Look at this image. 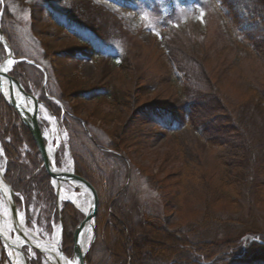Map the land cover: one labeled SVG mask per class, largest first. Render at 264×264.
Masks as SVG:
<instances>
[{"label":"trees","instance_id":"trees-1","mask_svg":"<svg viewBox=\"0 0 264 264\" xmlns=\"http://www.w3.org/2000/svg\"><path fill=\"white\" fill-rule=\"evenodd\" d=\"M15 1L24 4L26 0ZM117 1L126 5L128 3V0ZM218 2L231 20L230 38L235 40V44L238 43L236 49L233 48L235 44L226 39L221 40L215 47L202 45L201 53L197 54L196 38L191 41L186 36V26L180 24L172 27V30L182 37V46L177 55L169 49L164 38L161 39L164 49L168 51L174 63L178 65L184 58L198 69L205 86V98L212 108L210 116L200 113L196 106L184 107L180 99L165 104L159 102L137 107L143 96L159 90V84L167 83L166 79H169L170 75L159 71L156 75L152 73L158 77L151 80L145 76L147 73H141L139 67L136 68L133 57L141 43L131 36V44H128L121 54L110 55L103 52L105 48L110 47L111 42L127 37V33L119 31L116 24H110L111 13L106 8L92 4L91 0H41L32 12L31 29L34 36H48L52 33L51 36L54 37L53 34L60 35L66 31L82 37L79 48L67 47L60 50L52 45L48 38L41 46L45 59L57 58L54 75L61 82L60 100L63 107L52 103L48 99L50 92L45 94L42 86L39 99L56 117H63L62 126L70 133L72 139L75 138L74 128H70L72 122L84 134H92L91 129L95 124L80 120L76 113L84 109L87 103L96 102L95 110L88 112L94 123L110 125L121 121L123 123L125 120V125L121 123L120 128L115 126L112 134L106 132L111 141L107 146L99 147L105 164L108 160L113 161L114 165L124 170V177L128 176L129 162L131 163L130 160L127 161L128 149L144 151L169 136L175 141L179 159L177 165L172 166L173 170L167 168L169 174L167 173L165 181L147 176L149 184L161 195L165 213H176L183 192L178 184L186 179L193 186L190 193L197 195L195 200H200L203 195L204 198L209 197L212 202L218 203L230 192L239 197L244 189H255L257 197L264 193V66L255 65L252 75L241 69L235 71L242 61L241 58L249 59L258 55L264 60V26L260 27V31L257 25L255 31L254 26L245 27L242 11L235 0ZM251 5L254 22L258 25L264 24V0H253ZM1 7L2 4L0 9ZM3 15L2 29L9 40L5 23L10 14L6 8ZM49 20L57 25L58 32H47L41 28V23H47ZM78 32H82V36L78 35ZM239 46L242 49H239ZM0 55H5L1 43ZM15 55L20 58L16 52ZM96 58L102 63L96 84L88 89L82 87V91H76L73 86L78 84V81L73 74L77 72L79 63ZM27 67L35 69L33 65L21 62L14 66L11 75L32 94L29 85L31 79L27 72H22ZM186 82L180 87L183 95L187 93L184 92L188 84ZM167 84L171 86L170 81ZM187 96L188 94L185 97ZM70 100L74 102L69 105L67 102ZM257 119L260 121L257 122ZM0 139L8 160L5 178L16 196H21L27 201L34 197L39 200L38 195L35 196V190L38 191L39 187L47 189V197L55 201L54 189L45 168L42 167L30 132L4 100H1L0 106ZM198 142L203 143L208 148H205L207 151L215 152L222 168L219 167V176L210 172L206 176L202 172L203 163L195 147ZM70 148L76 161L75 173L90 181L99 194L97 232L101 238L110 233L114 235L115 241L112 243L110 255L117 263L229 264L231 261L251 263L255 260L264 263V243L254 242L243 248L240 240L242 238L239 237L223 242H193L183 232L167 231L159 217L144 215L141 220L134 221L132 215L121 212L116 200H105L106 194L112 191L110 177L106 176L105 171L98 167L97 169L104 171H101L103 174L98 170L93 173L88 164L77 159L74 148ZM23 156L31 162L28 166L21 163ZM169 157L170 155L167 160ZM117 162L122 165L118 166ZM214 165L217 166L216 163ZM216 168L218 167L214 166V172ZM18 196L15 200L20 208L23 202ZM41 200H44V197ZM51 205L48 206L52 217L58 222L59 213L56 207ZM204 208L208 209V206ZM67 214L71 216L73 225H78L81 213L70 204L63 203L61 215L64 221ZM202 217L207 219L208 216L204 214ZM46 229L52 230L50 224L47 223ZM72 247V238H64L63 251L69 257H72ZM37 255V260L30 264H42L40 255Z\"/></svg>","mask_w":264,"mask_h":264},{"label":"rangeland","instance_id":"rangeland-1","mask_svg":"<svg viewBox=\"0 0 264 264\" xmlns=\"http://www.w3.org/2000/svg\"><path fill=\"white\" fill-rule=\"evenodd\" d=\"M40 1L41 0H26L25 3L22 4L15 0H0V4H2L0 9V24L2 28V19L4 16V9L6 8L10 14V18L5 23L10 42L8 39L7 40L13 49L14 56L19 60L14 63V66L24 62L22 60L25 59L27 62L25 61L24 63L35 67V69L27 67L22 70V72H27V75L31 79L29 82L30 88L33 91L31 95L39 99L40 91H42L40 88L42 86L45 94H47L48 91L51 94V96H48V99L56 104V106L62 108L63 104L60 100L62 86L59 79L57 80L54 75L56 69L55 60H57V58H44V52L41 47L42 42L48 38L52 45L63 50L67 47L79 48L81 46L80 39L82 37H77L75 34L66 31L60 35L53 34L54 37L51 36L52 33L48 36H34L31 29V17L34 8L38 6ZM252 1L253 0H235L242 11L245 27L254 26L255 31V25H257L259 28L258 31H260V27H263L264 24L258 25V23L254 22V14L252 13L253 9L251 7ZM91 2L92 4L106 8L111 13L110 24H116L119 27V31L121 30L127 33L126 40L120 38L111 42L110 47L104 49L103 52L105 54H121L125 48L128 47V44H131L129 38L131 36L141 43V47L133 56L136 62V68L139 67L138 69L140 72L147 73L145 76L150 77L151 80L158 77L155 75L159 71L170 75L169 79H166V81L167 83L170 81L173 88L167 83L162 85L159 84V90L143 96L137 107L159 102H164L165 104L168 101L174 102L180 99L184 107L189 108L196 106L199 112L205 116H210L212 114L209 101L205 98V86L198 69L186 62L184 58L179 61L178 65L174 63L169 57L168 51L164 49L161 39L164 38V42L169 45V49H172V51L175 52L174 55H177V52H180L182 46V37H180L177 31L172 30V27L180 24L186 26V36L191 41L196 38V41H193L198 43V46L195 47V53L197 54L201 53L202 45L215 47L221 40L226 41V39L235 44V40L230 38L231 31H229V26L231 20L225 10L221 8L218 0H128L127 5L117 0H91ZM201 14H203V19H201ZM48 22L41 23V28L47 30V32H58L57 25H55L52 20ZM157 33L159 35H157ZM82 34V32H78V35L82 36ZM127 38H129V43ZM231 43L229 44L231 45ZM237 45L238 43L236 42V44L233 45L234 47L231 46L235 48L238 47ZM3 49L5 55H3V57L0 55V63H3L7 59V51L4 46ZM239 49L242 48L240 47ZM15 52L20 58L15 55ZM245 56L246 55H244V57ZM241 59L242 61L235 68V71L241 69L248 75H252L255 65L261 64L264 66L262 64L264 60L258 55L252 56L249 59L248 57ZM101 64L98 58L80 62L77 72L73 74L78 84H75L73 88L76 91H82V87L88 89L94 86L99 78L98 70ZM14 66L12 67V71ZM41 73H43V75H41ZM185 82L186 84L188 83L186 85V91H184L187 93L183 95V90H180V87L185 84ZM230 82L232 81H228V83ZM187 94L188 96L185 97ZM73 102L74 101L70 100L67 104L70 105L73 104ZM95 105L96 102L87 103L84 109L82 108L81 111L76 113L80 120L95 124V127L91 129L92 134H84V132L79 130L72 122L70 123V128H74V139H72L70 133L63 128V117L58 118L55 115V117H52L49 115L46 108H41L42 114L39 122L42 131L46 135L51 132L53 124L59 123L60 125V135L63 137V140L62 144L60 143L55 159V165L58 169H65L70 159L73 169L75 170L76 161L70 148L73 147L77 159L88 164L93 173L95 170L100 172L104 170L106 176L110 177L111 181L109 184L112 191L106 194L105 200H116L121 212L126 215H132L134 221L141 220L144 215L159 217L162 219L167 231L183 232L185 235L189 236L193 242H223L239 237V239L242 238L240 240L243 248L248 247L254 242L260 244L264 243V193L262 196L257 197L254 193L255 189H244L241 191L239 197H237L234 192H230L225 199H222V201L218 203L212 202L209 197H205V199L203 195L200 197V200H195L197 195H192L190 193L193 186H191L190 182L186 179L181 184H178L183 192H181L179 198L180 205L176 213H165L161 195L149 184L147 176L149 175L159 181H165L167 173L169 174L167 168L173 170L174 168L172 166L174 164L177 165L176 162L179 159L175 141L169 136L158 141L152 147L144 151L128 149L129 158L127 157V161L129 162L130 160L131 163L129 162L130 167L128 176L124 177V170L114 165L113 161L108 160L109 162L105 164L99 150L100 145L107 146L111 141L106 132L112 134L115 126L116 128H120L122 121L110 125H104L100 122L94 123L93 120L90 119L89 113L95 110ZM47 108L49 107L47 106ZM49 110L52 112L50 108ZM47 114L51 117V120L46 118L48 117ZM55 118L58 119V122ZM259 121L260 120L257 119V122ZM122 124L125 125V120ZM2 145L0 139V169L5 172L6 176L8 160ZM35 147L37 148L36 145ZM195 147L203 163L202 172H204V175L207 176V173L210 172L213 174L216 173V175L219 176L221 173L218 174V172H220L222 168L216 159L215 152L212 153L207 151L205 149L207 147L200 142H198V144L196 143ZM168 155H170V157L167 160ZM25 159L26 158L23 156L21 163L24 164V166H28L31 162ZM215 163L217 166L214 165ZM117 164H119L118 166L122 165L120 162H117ZM214 166L218 167L215 172ZM98 167L102 170L97 169ZM175 180L176 179H173V181ZM50 184L52 186V183ZM105 185H107V182ZM38 189V191L37 189L35 190V196L38 195L40 201L37 197L28 199L27 201L24 200L23 197L17 195L23 202L19 211L22 221L25 222L28 230L35 234L37 233L43 240H52L56 233L55 227L58 226L59 221L56 222V220L53 219L52 211L48 205H54L58 211L57 197L56 200L53 201L51 198L47 197L49 195L47 189L44 188L43 190L39 187ZM75 192L78 194L81 193L80 190H75ZM42 197H44V200H41ZM205 206H208V209H205ZM204 214L208 216L206 217L207 219L202 217ZM80 216L82 217H79L78 225L84 220V216L81 214ZM63 222V242L64 238L68 240L70 237L72 238L73 247L71 249V254L73 257V237L78 225H73V221L69 214L65 217V221L63 219ZM47 223L50 224L52 230L46 229ZM87 232L91 238L90 231L88 230ZM105 236L106 237L101 238L97 232L95 242L86 256L87 264H119L117 260L110 255L111 246L115 241V237L114 235L112 236V233ZM24 251L29 260V264L37 260V254L40 255L42 264H50L36 250L30 251L29 248L25 247ZM88 259L90 260L89 262L87 261ZM0 264H9V255L1 242ZM229 264L264 263L255 260L251 263L231 261Z\"/></svg>","mask_w":264,"mask_h":264},{"label":"water","instance_id":"water-1","mask_svg":"<svg viewBox=\"0 0 264 264\" xmlns=\"http://www.w3.org/2000/svg\"><path fill=\"white\" fill-rule=\"evenodd\" d=\"M0 42L5 47L7 51V59L11 61L18 62L19 60L14 56V52L12 47L10 46L7 38L5 37L1 24H0ZM22 61H26L23 59ZM27 62V61H26ZM33 64V63H31ZM14 63H12V66ZM11 69L4 70L0 67V104L3 99L4 102L15 110L17 115L19 116L23 125L29 130L35 145L37 146L43 166L50 178L52 186L55 189V195L57 197V209L59 212V224L55 227V231H57L56 242H49L48 240H43L42 238H38L30 230L24 229V233L31 236L33 239L37 240L40 245H45L51 248L50 250H42L37 245L33 244L32 238L30 239L28 236L20 232V218L21 214L19 208L15 201V191L9 185V183L5 179V172L0 169V196L5 200L8 205L10 214L12 216V223L16 230V232L21 233L20 236L23 239L21 246H17L11 241L0 229V242L2 243L6 252L9 250L12 256H15L16 253L19 255L22 264H29V260L25 251L22 247H27L29 250H36L39 252L50 264L52 263L49 258L46 256L49 255L53 258L54 264H87L86 256L92 247L95 239L97 237V217L99 211V196L95 187L85 178L78 176L75 174L72 165V171H61L54 164V159L51 157L49 152L48 144L45 138V134L41 129L39 118L41 113V108L44 107L48 111V113L53 116L52 112L47 108V106L41 102L36 96L29 94L24 86L18 81L16 78L10 75ZM55 120L58 119L55 118ZM53 180H55V184H53ZM64 185L74 187L76 185H81L86 189L91 198V203L88 209L87 214L84 215V220L77 226L74 232V251L73 257L69 258L63 251V236H64V222L61 215V206L62 203L60 201V191L61 187ZM7 188V192H5L4 187ZM63 202L69 203L74 208L82 213V211L69 200H63ZM89 230L91 233V238L86 244H83V236ZM54 239V238H53ZM9 264H15L13 259H9Z\"/></svg>","mask_w":264,"mask_h":264},{"label":"bare ground","instance_id":"bare-ground-1","mask_svg":"<svg viewBox=\"0 0 264 264\" xmlns=\"http://www.w3.org/2000/svg\"><path fill=\"white\" fill-rule=\"evenodd\" d=\"M11 62L12 61L10 59H6L3 63H0V67L3 68L4 70L9 71L12 67ZM46 118L48 120H51V117H49V116ZM46 140H47L49 152L51 154V157L54 159V164H55V159L57 156L58 148L60 146V143L62 144V140H63V137L60 135V125L58 123L52 125L51 132L47 133V135H46ZM63 171H70V172L72 171V162L70 159L68 160V166L65 169H63ZM0 185H1V183H0ZM3 187L5 189V192H7V188L5 186H3ZM75 190H80L81 193L78 194L75 192ZM59 198H60L61 203H63V200H69L70 202L74 203L82 211V214H87L90 203H91L90 195L88 194L86 189L83 188L81 185H76L74 187L64 185L63 187H61ZM19 228H20V232L22 234L25 232L24 229H22V228H25L28 230L25 222L22 221V218H20V227ZM0 229H2L3 232H5L6 236L11 241H13L14 244H16L17 246H21V243L23 242V239L20 236L21 233L16 232V230L13 226V223H12V216L10 214L8 205L1 196H0ZM87 231L88 230H86V232L83 236V244L85 246L88 243V241L90 240V235L88 234ZM30 232L33 233L35 236H37L40 239V237L37 233L35 234L32 231H30ZM24 234H25V236L29 237V235H27L26 233H24ZM56 237H57V231L55 233V236L53 237L54 239H52V240L47 239V240L49 242H56L55 241ZM32 241H33L34 245H37L39 248H41L44 251L51 249L48 246L40 245L39 242L33 238H32ZM23 248H25V247H22V249ZM7 251H8L7 253L9 255V259H13L15 264H22L20 257L17 253L15 256H12L11 253L9 252V250H7ZM46 256L52 262L51 264L55 263L53 261L52 257H50L47 254H46ZM69 258H71V257H69Z\"/></svg>","mask_w":264,"mask_h":264},{"label":"snow or ice","instance_id":"snow-or-ice-1","mask_svg":"<svg viewBox=\"0 0 264 264\" xmlns=\"http://www.w3.org/2000/svg\"><path fill=\"white\" fill-rule=\"evenodd\" d=\"M201 19H203V14H201ZM157 35H159V34L157 33ZM11 63H15V62L12 61ZM53 184H55V180H53Z\"/></svg>","mask_w":264,"mask_h":264}]
</instances>
